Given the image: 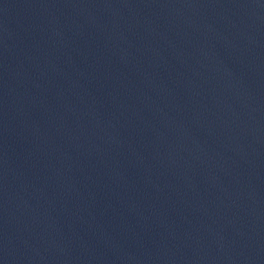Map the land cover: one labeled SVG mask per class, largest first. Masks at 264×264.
I'll return each mask as SVG.
<instances>
[{"label": "water", "instance_id": "water-1", "mask_svg": "<svg viewBox=\"0 0 264 264\" xmlns=\"http://www.w3.org/2000/svg\"><path fill=\"white\" fill-rule=\"evenodd\" d=\"M0 264H264V0H0Z\"/></svg>", "mask_w": 264, "mask_h": 264}]
</instances>
